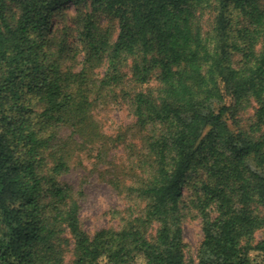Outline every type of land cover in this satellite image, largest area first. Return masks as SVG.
<instances>
[{"label":"trees","instance_id":"16d2710c","mask_svg":"<svg viewBox=\"0 0 264 264\" xmlns=\"http://www.w3.org/2000/svg\"><path fill=\"white\" fill-rule=\"evenodd\" d=\"M68 4L75 28L55 30ZM127 80L139 90L122 93ZM120 96L138 173L110 182L129 204L119 229L88 237L60 177L87 148L102 158L94 113ZM187 215L203 237L186 261ZM262 229L264 0H0V264H65L66 232L71 264H264Z\"/></svg>","mask_w":264,"mask_h":264},{"label":"rangeland","instance_id":"374dc122","mask_svg":"<svg viewBox=\"0 0 264 264\" xmlns=\"http://www.w3.org/2000/svg\"><path fill=\"white\" fill-rule=\"evenodd\" d=\"M75 16V8L68 4L61 10V16L53 20V28L57 30L63 25H67L74 29ZM101 25L103 29L110 27L112 36L116 37L117 25L115 21L102 17ZM70 32L72 34L68 38V43L79 50L80 45L76 41V33ZM79 61H82V53L77 51L74 57L67 60L66 65L70 66L73 71H78L77 62ZM103 73L104 68H99L95 72L99 78L103 76ZM154 85L155 83L151 82L148 88H153ZM122 89V93L127 92L129 94L139 90L129 80L125 82ZM125 99L120 96L116 101L109 102L94 113L107 140L104 147L100 148L103 152L102 158L97 159L98 147L87 148L72 162L69 172L60 177L61 182L68 184L76 192H80L78 198L80 227L88 237H92L94 233L102 230L116 231L121 226L122 219L128 217L129 204L126 198L110 184L111 180L130 184L134 180V173H138L135 169L131 170V161H134L138 154L140 133L135 126V119L130 106ZM254 108L253 105V108H248L244 114H241L242 127L247 125V121L251 119ZM62 135L68 136L69 131L63 130ZM89 149L91 150L87 151ZM195 177L200 179L203 177V173L199 171ZM183 194L186 202H188L192 195L190 187L186 186L183 189ZM182 237L186 261L196 260L198 247L203 237L200 220L187 215L182 222ZM61 238L67 240L63 246L64 262L71 264L74 239L67 232ZM263 238L264 229L257 231L254 235L255 242Z\"/></svg>","mask_w":264,"mask_h":264}]
</instances>
